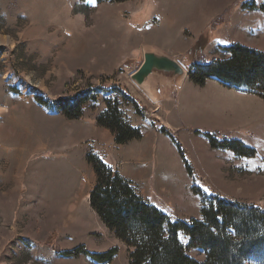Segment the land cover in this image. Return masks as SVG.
Masks as SVG:
<instances>
[{
  "label": "rangeland",
  "instance_id": "rangeland-1",
  "mask_svg": "<svg viewBox=\"0 0 264 264\" xmlns=\"http://www.w3.org/2000/svg\"><path fill=\"white\" fill-rule=\"evenodd\" d=\"M263 2L200 0L195 11H156L151 0H0V264H130L127 247L88 199L96 176L86 155L104 152L113 162L119 149L96 121L107 99L143 128L145 139L134 143L153 151L158 185L141 181L138 192L172 219H200L214 197L264 209V104L237 118L230 111L242 102L246 108L245 99L221 83L203 87L188 78L192 59L225 56L234 43L227 38L258 45L246 32L264 21ZM169 19L173 27L163 28ZM198 24L206 25L200 33ZM145 51L174 59L182 81L170 85L161 73L143 86L132 80ZM87 91L96 97L79 118L55 105ZM204 133L246 151L213 147ZM179 238L190 256L204 258L185 234ZM113 248L108 260L92 256Z\"/></svg>",
  "mask_w": 264,
  "mask_h": 264
},
{
  "label": "trees",
  "instance_id": "trees-1",
  "mask_svg": "<svg viewBox=\"0 0 264 264\" xmlns=\"http://www.w3.org/2000/svg\"><path fill=\"white\" fill-rule=\"evenodd\" d=\"M101 1L104 0H98V3ZM260 9L264 12V2ZM204 45L205 41L199 39L197 50L201 52ZM224 50L225 56L217 60L192 59L188 78L199 86L212 78L229 88L243 86L246 91L264 99V52L241 43L230 44ZM118 89L128 97L125 87L119 86ZM95 97L87 91L55 101V105L66 118L76 119L82 116L83 106ZM37 99L45 103L39 97ZM131 99L138 110V100ZM96 121L111 131L116 144L142 138L141 130L125 119L117 100L107 99L106 109ZM159 127L165 130L162 125ZM204 134L213 147L230 148L241 154L246 151L240 150L243 147L237 141L219 140L212 133ZM86 159L96 176L88 198L90 207L127 247L130 264H264L263 208L214 197L204 202L200 219H172L138 194L131 181L96 154L89 152ZM183 159L188 166L184 154ZM180 233L189 238V247L203 251L202 260L187 253L179 238ZM115 252L116 248H113L92 256L108 260Z\"/></svg>",
  "mask_w": 264,
  "mask_h": 264
},
{
  "label": "crops",
  "instance_id": "crops-1",
  "mask_svg": "<svg viewBox=\"0 0 264 264\" xmlns=\"http://www.w3.org/2000/svg\"><path fill=\"white\" fill-rule=\"evenodd\" d=\"M199 1L200 0H151V4H152L151 9L156 10V11L167 10V9H175V10L180 9V10H186V11H195L202 6V5L198 4ZM188 4H190V5H188ZM154 16H156V14ZM173 23H175V19H171V20L169 19L166 22V26L163 28H166L167 26L173 27ZM205 26L206 25H202V26H200V28H198L199 27V24H198L195 28V29H197V33H200L205 28ZM248 28L250 29V33L246 32V35H247L246 38L255 39L256 41H259L260 45H259V43H258V45L257 44H249V43H241V42L237 41L236 39H230V38H227V40H229L230 42H234V43H241L245 46L255 48V49H258V50L264 52L263 47H261L262 46L261 44H263V42H264V21L260 22L258 24V27H255L252 29L251 26H248ZM217 36L221 37L223 35L218 34L215 37H217ZM217 39H219V38H217ZM149 48L155 49L154 46H150ZM168 83L170 85H172V83H170V81ZM207 85H209L210 88H215V85L218 86L217 88H219V86L221 88V86H222L219 82H217L215 80H207L205 82V84L203 85V87H206ZM229 90H230L232 95L239 97L241 100L245 99V101L249 103L247 106L248 108L246 107L247 109L245 108L246 105H244V102L240 103L239 105H236L235 107H232V110L231 111L229 110V111L235 117H237L238 114H243V113L249 112V109L251 107H253V108L256 106L261 107V106H263L262 104H264L263 100H261V98L257 97L254 94L242 93L243 91L241 89L235 90V89L231 88ZM217 100L219 101L218 98H217ZM195 107L197 108V111H199V110L203 111V103L201 105V103L197 102ZM228 109L229 108L227 106L223 107V110H228ZM237 118L235 120H238ZM130 122H131L130 124L132 126L137 127L141 130V133L143 136L142 139L144 140L146 137V134L144 133L143 128L139 124H137L133 119L130 120ZM137 141H138L137 139H133V140L128 141L125 144H118L119 149L115 150L113 162L111 160H109L110 157L108 154H106V157H105L103 155L104 152H100L99 155L109 167L113 168L121 176H123L124 178L131 181L133 187L135 188V190L139 194L138 191L141 192V187H140L141 184H139L140 185L139 186L136 183H139V182L141 183V181H142V183L145 185L146 188L148 186H152V187L157 186L158 185L157 184L158 173H156L157 163L154 159L151 158V156H153V154H154L153 151H151L150 149L147 151H141L139 148H136V145H135L136 143H134V142H137ZM115 155H116V157H115ZM141 175H143L142 180L139 178V177H141ZM159 175H160V173H159ZM168 181H169L168 184L170 185L171 182H170V180H168Z\"/></svg>",
  "mask_w": 264,
  "mask_h": 264
},
{
  "label": "water",
  "instance_id": "water-1",
  "mask_svg": "<svg viewBox=\"0 0 264 264\" xmlns=\"http://www.w3.org/2000/svg\"><path fill=\"white\" fill-rule=\"evenodd\" d=\"M158 56V57H157ZM156 58L168 61L173 64V68H169L167 66H163L160 68H154L155 60ZM161 73L164 79L169 80L172 84H177L182 81L184 73L183 70L179 67V65L176 63V61L169 56L166 55H160L158 53L152 52V51H145L143 53V60L141 64L139 65L137 69V75L141 78L142 76H146V80L148 81V78H151V76H154V74ZM164 75H166L168 78H165ZM133 79V74L131 76ZM170 78V79H169ZM145 80V82H146ZM141 85L140 83H137ZM143 86V85H142ZM240 89H246L243 86L238 87ZM89 198V196H88Z\"/></svg>",
  "mask_w": 264,
  "mask_h": 264
},
{
  "label": "bare ground",
  "instance_id": "bare-ground-1",
  "mask_svg": "<svg viewBox=\"0 0 264 264\" xmlns=\"http://www.w3.org/2000/svg\"><path fill=\"white\" fill-rule=\"evenodd\" d=\"M158 57V56H157ZM163 66H167L169 68H173V64L168 62V61H165V60H162V59H159V58H156L155 60V65H154V68H160V67H163ZM152 77V76H151ZM134 80L137 81V83H140L141 85H145L146 82V76H142L141 78L137 75V72L134 73ZM145 92V91H144ZM153 99H155V97L153 96L152 97ZM89 196V195H88Z\"/></svg>",
  "mask_w": 264,
  "mask_h": 264
}]
</instances>
